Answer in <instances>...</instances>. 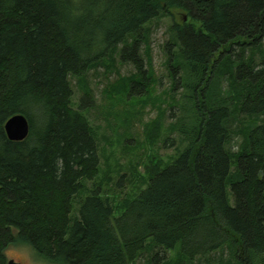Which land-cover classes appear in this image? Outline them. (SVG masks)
Masks as SVG:
<instances>
[{
  "label": "trees",
  "instance_id": "16d2710c",
  "mask_svg": "<svg viewBox=\"0 0 264 264\" xmlns=\"http://www.w3.org/2000/svg\"><path fill=\"white\" fill-rule=\"evenodd\" d=\"M174 9L187 19L164 48L168 110L180 112L168 128L185 146L115 213L100 186L86 190L100 163L92 94L75 107L70 79L118 53L134 68L118 88L145 98L160 79L143 32ZM17 113L30 130L11 141ZM14 244L50 264H131L145 251L161 264L171 250L201 264L225 248L217 264H264V0H0V264Z\"/></svg>",
  "mask_w": 264,
  "mask_h": 264
},
{
  "label": "rangeland",
  "instance_id": "374dc122",
  "mask_svg": "<svg viewBox=\"0 0 264 264\" xmlns=\"http://www.w3.org/2000/svg\"><path fill=\"white\" fill-rule=\"evenodd\" d=\"M172 13V17L152 21L143 32L140 50L146 61L151 60L154 80L157 76L160 79V83L148 89L150 94L145 95V98L136 100L125 97L122 89L118 88L121 83H118L120 76H128L134 71L131 64L120 60L118 53L112 55L113 61L108 58L98 66L88 69L82 77L70 79L75 107H78L86 90L92 94V102L90 99L89 107L84 112L90 120L97 141L100 163L97 176L94 181L87 183L86 190L100 186L101 196L111 202L115 213H119L127 202L134 199L140 190L146 187L150 175L155 170L170 163L185 146L177 131L168 128L169 123H174L180 112L168 110L170 79L164 48L166 41L170 39L169 29L172 23H180L185 16L184 12L176 9ZM187 21L193 23L196 28L200 27L199 22L194 23L190 18ZM149 62H147L148 66ZM153 90L157 95H152ZM154 99L160 101V111L148 104ZM145 101H148L147 106ZM162 113L164 115H161ZM153 122L158 124L157 133L149 131L152 134L148 136L144 132V126ZM167 139L169 140L166 141ZM171 140H174L172 146ZM236 143L237 139L234 137L231 141L234 151L237 149ZM85 191L81 194L82 197ZM228 199L230 204H233L230 187H228ZM4 253L8 260L14 259L22 264H50L38 258L31 249L22 244L10 245ZM163 254L166 255V261L161 264H189L177 250L160 251V255ZM152 255V251H145L131 264H155L151 260ZM221 255L224 257L229 255L227 248L206 256L205 258L208 259H202L201 264H217L216 260ZM213 257L215 259L211 261ZM194 264L200 263L196 259Z\"/></svg>",
  "mask_w": 264,
  "mask_h": 264
},
{
  "label": "water",
  "instance_id": "95a60500",
  "mask_svg": "<svg viewBox=\"0 0 264 264\" xmlns=\"http://www.w3.org/2000/svg\"><path fill=\"white\" fill-rule=\"evenodd\" d=\"M184 20L186 17L184 16ZM30 130V125L27 118L20 113L14 114L6 120L4 131L6 136L11 141H22L27 138ZM7 264H22L14 259L7 260Z\"/></svg>",
  "mask_w": 264,
  "mask_h": 264
}]
</instances>
